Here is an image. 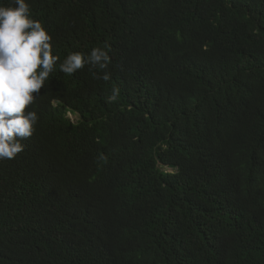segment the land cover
<instances>
[{
  "label": "trees",
  "instance_id": "1",
  "mask_svg": "<svg viewBox=\"0 0 264 264\" xmlns=\"http://www.w3.org/2000/svg\"><path fill=\"white\" fill-rule=\"evenodd\" d=\"M29 3L59 59L0 160V264H264V0Z\"/></svg>",
  "mask_w": 264,
  "mask_h": 264
},
{
  "label": "clouds",
  "instance_id": "2",
  "mask_svg": "<svg viewBox=\"0 0 264 264\" xmlns=\"http://www.w3.org/2000/svg\"><path fill=\"white\" fill-rule=\"evenodd\" d=\"M52 36L38 19L33 18L29 0H0V160L13 159L26 145L38 122L37 112L27 110L45 86L59 59L53 55ZM110 45L94 47L90 53L71 52L59 64V70L73 74L89 65L105 69L111 62ZM102 78L108 81L111 74ZM118 88L108 98L115 100ZM71 114V113H70Z\"/></svg>",
  "mask_w": 264,
  "mask_h": 264
},
{
  "label": "rangeland",
  "instance_id": "3",
  "mask_svg": "<svg viewBox=\"0 0 264 264\" xmlns=\"http://www.w3.org/2000/svg\"><path fill=\"white\" fill-rule=\"evenodd\" d=\"M69 115H70L71 118H73V119H76V118H77V115H73V114H70V113H69ZM232 159H233V163H234V161H235V156H234V155H233Z\"/></svg>",
  "mask_w": 264,
  "mask_h": 264
}]
</instances>
